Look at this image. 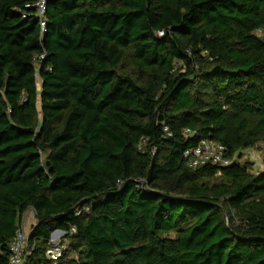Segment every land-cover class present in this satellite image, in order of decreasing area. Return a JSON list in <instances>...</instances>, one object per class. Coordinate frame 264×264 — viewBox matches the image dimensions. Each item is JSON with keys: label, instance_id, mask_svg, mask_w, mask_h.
Instances as JSON below:
<instances>
[{"label": "trees", "instance_id": "trees-1", "mask_svg": "<svg viewBox=\"0 0 264 264\" xmlns=\"http://www.w3.org/2000/svg\"><path fill=\"white\" fill-rule=\"evenodd\" d=\"M35 2L0 0V264L29 210L23 264H264V171L184 157L264 144V0Z\"/></svg>", "mask_w": 264, "mask_h": 264}, {"label": "built area", "instance_id": "built-area-1", "mask_svg": "<svg viewBox=\"0 0 264 264\" xmlns=\"http://www.w3.org/2000/svg\"><path fill=\"white\" fill-rule=\"evenodd\" d=\"M33 7L36 10L35 18L38 20L41 28V32L43 33L46 30V11H47V2L46 0H36ZM25 18V16H24ZM257 34L259 36L262 35L261 31H258ZM163 33H160L162 36ZM44 58V55L39 57L37 60L40 61ZM37 84L39 78V74H36ZM41 83V81H40ZM163 132L165 133L166 138H171L172 133L167 125H163ZM187 135H190L191 132L189 130L186 131ZM147 139L142 138L139 143V149H145V143ZM153 155L155 151L152 150ZM184 157L188 161V166L196 169L206 165L213 166H221L228 167L234 164L236 161V157L230 158L227 156V148L216 141L213 140H202L199 144L193 148H189L185 151ZM89 211V208L85 209ZM82 213L81 210H78L77 215ZM72 232H75V229H72ZM30 233L26 232L23 226L18 229L10 244V260L9 264H23L28 254V240ZM66 233L63 231H55L50 238V247L46 251V257L51 262V264H58L59 261L63 258L64 253L68 249V244L64 239Z\"/></svg>", "mask_w": 264, "mask_h": 264}, {"label": "rangeland", "instance_id": "rangeland-1", "mask_svg": "<svg viewBox=\"0 0 264 264\" xmlns=\"http://www.w3.org/2000/svg\"><path fill=\"white\" fill-rule=\"evenodd\" d=\"M40 87L41 83L40 80H38V88L40 89ZM38 106L40 110V104ZM238 161L242 165H247L249 171L253 174L264 171V144L261 143L253 148L242 151V153L236 158V162Z\"/></svg>", "mask_w": 264, "mask_h": 264}, {"label": "crops", "instance_id": "crops-1", "mask_svg": "<svg viewBox=\"0 0 264 264\" xmlns=\"http://www.w3.org/2000/svg\"><path fill=\"white\" fill-rule=\"evenodd\" d=\"M35 224H36L35 212L33 210L27 211L23 218V223H22L23 228L26 229V232L30 233L32 227Z\"/></svg>", "mask_w": 264, "mask_h": 264}]
</instances>
